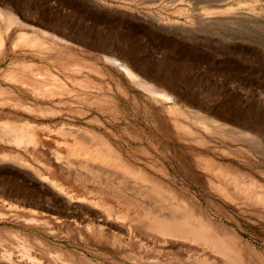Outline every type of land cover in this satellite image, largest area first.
<instances>
[{
    "label": "rangeland",
    "instance_id": "rangeland-1",
    "mask_svg": "<svg viewBox=\"0 0 264 264\" xmlns=\"http://www.w3.org/2000/svg\"><path fill=\"white\" fill-rule=\"evenodd\" d=\"M3 9L17 22L4 32L0 20V126L28 122L34 139H0V264H63L56 252L76 264H197L190 244L220 264L237 256L181 237L127 239L128 194L101 225L111 201L83 194L70 165L81 138L93 150L102 139L234 233L240 264H264V0H0Z\"/></svg>",
    "mask_w": 264,
    "mask_h": 264
},
{
    "label": "bare ground",
    "instance_id": "bare-ground-1",
    "mask_svg": "<svg viewBox=\"0 0 264 264\" xmlns=\"http://www.w3.org/2000/svg\"><path fill=\"white\" fill-rule=\"evenodd\" d=\"M3 10L0 11V20L1 27L4 32H6L8 31L7 29L10 28L11 24L17 21L14 20L15 17H13L10 12L6 11L5 9ZM17 24H19L18 28L20 25H22L21 23H16V25ZM2 35L3 32L0 33V40ZM6 120L7 121L4 120L6 124L0 126V139L10 141L11 143L19 146L23 145L24 143L33 141L34 138L31 134V129L27 124H25L28 122L23 123L24 121H16L17 119H15L14 121H8V119ZM83 138L85 137L83 136ZM80 141L83 142L80 148L81 152L78 150L80 153H77L76 155H79L78 157H81V160L76 157L78 158V161L71 160L72 162L70 163V165L74 166L73 168L77 167V169H79L78 171H82L83 174L78 171L76 172L75 170H73L74 173L71 171L70 174L73 173V177L75 178L73 179L77 183V185L75 183L76 187L79 186L80 188H82L81 191L86 196L87 194L88 197L90 195L95 196L96 194L104 196L107 195V198L104 196L99 197L109 199V203L111 201L112 204L108 206L110 208L104 209V212L107 214V216L100 215L98 218V222L102 223L101 225H106L113 204L115 205L116 203L120 205V200L123 201V199L126 198L128 194V196H135V199L132 197L133 202H131V197L129 198L131 200L130 202L126 199V202L129 203H126L124 199L122 203L123 205H121L124 214L120 216L121 218H124V216L128 214L130 210L134 213V216L129 217L128 224H124V226H126L128 235L127 239L131 240L135 237H141L140 239L142 240V235H146L147 237H151L153 240H155V242H165L167 241V238L170 237H181L191 242L205 244L206 246L211 248V252L214 254L223 253L222 250H224V248L226 247L229 249L228 251L231 252V256L232 254H234V256L237 255L236 257H234L235 259L237 258L238 260L239 257L241 258L240 251L237 248L238 239L234 233L229 232V230L227 229H220L216 223H213L212 221L207 219L201 211L188 204L185 200H183V198L179 199L173 192L165 189L161 184L159 185L148 174L136 169L133 165L126 162L120 155L115 152V150L112 149V147L108 146L109 144H107L102 139L98 141V146L95 147V150L90 149V146L88 147V145L84 144L85 141L82 138L80 139ZM96 142L97 141H95L94 143L96 144ZM15 157L17 158L18 156ZM67 160L69 159L67 158ZM70 165H68V167H70ZM73 168L71 167L70 169ZM109 168H112L111 170H113V172H111ZM65 170L68 171V169ZM67 173L68 172H66V175H64L63 179L70 183L72 174L68 176ZM104 179L108 181V183L105 185L106 189L102 187L103 190H101V188H98L97 183ZM129 180L132 182L130 183ZM88 183H90L91 185H88ZM100 183L102 184L103 182ZM61 185L62 184H60V186ZM71 185L73 186V183L70 184V186ZM72 186L71 188L75 187ZM107 189H109L110 191ZM123 193L126 195H122ZM91 197L92 196H90V198ZM138 197L140 200L143 199L144 201L143 202L141 200L143 205L140 202L142 208H140L141 206H138L140 205L138 202L137 207L140 211L137 210V207L135 208L134 206H132L136 198L138 199ZM94 200H97L96 196ZM124 204L126 206H124ZM98 227H100V225H97V228ZM20 236L21 235H19V237ZM19 237L17 239H19ZM23 239L22 242H24ZM19 241L21 242V240ZM22 242L19 243L21 244V248L22 245H24V243ZM189 248L193 250L194 253L192 256L188 255V259L194 256V260L197 262V264H220V259L217 260L216 257L207 256L205 253H198L197 248H193L191 244ZM56 253L58 258L62 260L61 262H64L63 264H76L75 260L70 257L71 255H66L64 252ZM221 257L223 258L222 264H240L239 261L235 260L232 257H230V259L232 258V262H230L229 256H227L226 253H224V257Z\"/></svg>",
    "mask_w": 264,
    "mask_h": 264
}]
</instances>
